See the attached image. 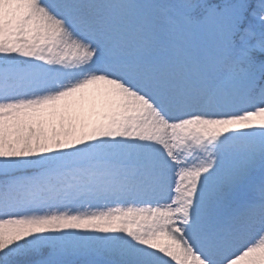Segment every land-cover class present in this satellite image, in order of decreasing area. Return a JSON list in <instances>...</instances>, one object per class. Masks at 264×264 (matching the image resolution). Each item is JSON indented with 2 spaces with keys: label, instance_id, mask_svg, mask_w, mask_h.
<instances>
[{
  "label": "snow or ice",
  "instance_id": "1",
  "mask_svg": "<svg viewBox=\"0 0 264 264\" xmlns=\"http://www.w3.org/2000/svg\"><path fill=\"white\" fill-rule=\"evenodd\" d=\"M0 264H264V0H0Z\"/></svg>",
  "mask_w": 264,
  "mask_h": 264
}]
</instances>
